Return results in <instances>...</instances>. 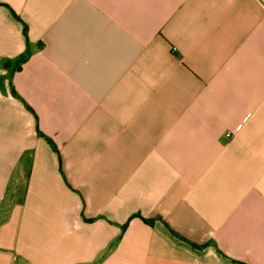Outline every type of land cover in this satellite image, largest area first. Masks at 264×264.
<instances>
[{"label":"crops","instance_id":"0c3cea01","mask_svg":"<svg viewBox=\"0 0 264 264\" xmlns=\"http://www.w3.org/2000/svg\"><path fill=\"white\" fill-rule=\"evenodd\" d=\"M0 264H264V0H0Z\"/></svg>","mask_w":264,"mask_h":264},{"label":"rangeland","instance_id":"374dc122","mask_svg":"<svg viewBox=\"0 0 264 264\" xmlns=\"http://www.w3.org/2000/svg\"><path fill=\"white\" fill-rule=\"evenodd\" d=\"M42 126L43 127L36 128L37 137H41L43 139L45 138L51 144L52 149L56 151L58 155L61 154L60 148L51 138L52 135L50 136L49 134H46L47 132H45L46 130L44 128L43 123ZM32 159L33 158L31 156V153L27 152L22 161L23 166L19 169L20 171H18L16 178H14L12 184L10 185V190L8 192L10 199L12 200L22 199V195L25 192L27 175L32 166Z\"/></svg>","mask_w":264,"mask_h":264}]
</instances>
